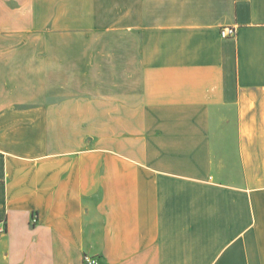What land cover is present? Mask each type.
<instances>
[{"label": "crops", "instance_id": "1", "mask_svg": "<svg viewBox=\"0 0 264 264\" xmlns=\"http://www.w3.org/2000/svg\"><path fill=\"white\" fill-rule=\"evenodd\" d=\"M0 221V264H264V0H0Z\"/></svg>", "mask_w": 264, "mask_h": 264}, {"label": "built area", "instance_id": "2", "mask_svg": "<svg viewBox=\"0 0 264 264\" xmlns=\"http://www.w3.org/2000/svg\"><path fill=\"white\" fill-rule=\"evenodd\" d=\"M221 35L223 37H236L237 28L235 26H224L221 30ZM7 231V225L5 221H0V237ZM85 264H99L97 259L91 255H84Z\"/></svg>", "mask_w": 264, "mask_h": 264}]
</instances>
